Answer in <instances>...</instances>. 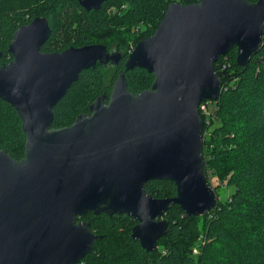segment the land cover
I'll use <instances>...</instances> for the list:
<instances>
[{"label": "water", "instance_id": "1", "mask_svg": "<svg viewBox=\"0 0 264 264\" xmlns=\"http://www.w3.org/2000/svg\"><path fill=\"white\" fill-rule=\"evenodd\" d=\"M86 10L107 0H78ZM157 31L128 56L125 70L143 68L153 87L134 95L126 75L70 127L52 128L54 108L85 69L117 66L103 44L42 53L47 18L19 28L0 68V100L15 107L26 134L24 158L0 150V264H79L102 236L78 217L124 214L138 223L132 238L155 252L174 203L186 215L213 211L219 195L207 180L205 129L199 105L224 89L215 64L232 49L246 65L260 50L264 0L173 2ZM1 54V53H0ZM176 183L177 196L156 198L148 181Z\"/></svg>", "mask_w": 264, "mask_h": 264}, {"label": "trees", "instance_id": "2", "mask_svg": "<svg viewBox=\"0 0 264 264\" xmlns=\"http://www.w3.org/2000/svg\"><path fill=\"white\" fill-rule=\"evenodd\" d=\"M173 2L186 6L201 0H107L96 11L86 10L77 0H0V49L5 51L0 66L14 31L27 23L28 14L50 21L48 47L117 41L121 48L133 49L155 34ZM215 69L224 89L216 102L215 121L205 123L203 129L205 174L216 193L230 188L229 196L202 217L186 215L179 204L171 205L164 215L170 223L168 233L155 252H147L132 238L135 218L107 213L80 216L78 220L89 222L91 231L102 239L79 264H264V35L262 47L248 64L237 62L234 48L222 55ZM123 73L134 95L153 87L154 75L143 68L126 71L121 63L117 70L101 64L85 69L54 108L52 128L72 126L77 116L90 113V105L100 95L109 99ZM22 122L15 107L0 100V150L16 161L24 158L27 149ZM145 189L159 199L177 196L176 183L171 181H148Z\"/></svg>", "mask_w": 264, "mask_h": 264}, {"label": "flooded vegetation", "instance_id": "3", "mask_svg": "<svg viewBox=\"0 0 264 264\" xmlns=\"http://www.w3.org/2000/svg\"><path fill=\"white\" fill-rule=\"evenodd\" d=\"M78 1V0H77ZM78 3H79V1H78ZM106 3V2H105ZM105 3H103V7H104V4ZM79 5H80V3H79ZM81 6V5H80ZM84 7V6H83ZM103 7H101V8H103ZM85 8V7H84ZM86 9V8H85ZM95 11V10H94ZM41 17H45V18H47L46 16H36V17H32L31 18V14H28L27 15V17H26V19H27V23L25 24V25H23V26H17V28H16V30L14 31V34L19 30V28H22V27H24V26H26V25H28L29 23H31V21L32 20H34V19H36V18H41ZM47 21H49L48 19H47ZM50 21H49V27H50ZM50 29H51V27H50ZM51 33H52V29H51ZM14 34H13V36H14ZM52 36V35H51ZM50 39V38H49ZM49 39H47V41L49 40ZM14 40H15V36H14V39L11 41V43L8 45V53H7V56H6V60L5 61H2V63H1V65L2 66H4V65H9L11 62H14L15 61V59H16V56H15V54L14 53H12V52H10V46L14 43ZM47 41L44 43V44H42V47H41V49H42V53L44 52V53H57V52H61V51H66V50H68V49H70V46H76V45H73V43L71 42L70 43V45H68L67 44V42L65 41L64 43H62L64 46L67 44L68 46L67 47H61V48H59V47H48V46H46V43H47ZM99 44H103V42H98ZM97 43V44H98ZM94 45V44H93ZM104 46H107L108 47V51L110 52V51H112V50H114L115 52H116V54L120 57V62L118 63V65L117 66H114V65H112V66H108V67H104L105 69H112L113 70V68L115 69V70H117L119 67H120V64L121 63H124V64H126V62L128 61V56H129V53L133 50V49H135V48H130V49H128L129 48V46L128 45H125L124 47L125 48H121V44H120V42L118 43L117 41H113V42H111V44H109V45H107V44H103ZM83 47V46H82ZM82 47H76V48H82ZM0 58H2V56H3V54L5 53V51L1 48L0 49ZM98 65H99V63H98ZM102 66H104L103 64H101ZM2 66H0V68H2ZM123 74H125V73H123ZM122 75V74H121ZM120 75V76H121ZM119 76V77H120ZM116 82V81H115ZM115 85V84H114ZM114 90V89H113ZM109 99H107V101H108ZM78 221H80V220H78ZM83 222H86V221H83Z\"/></svg>", "mask_w": 264, "mask_h": 264}, {"label": "built area", "instance_id": "4", "mask_svg": "<svg viewBox=\"0 0 264 264\" xmlns=\"http://www.w3.org/2000/svg\"><path fill=\"white\" fill-rule=\"evenodd\" d=\"M217 101L214 99L202 101L199 105V111H201L204 125L212 123V121H215L216 114L218 113V106ZM206 126V125H205ZM204 136V133H203ZM199 251L197 248L195 249V254L197 255Z\"/></svg>", "mask_w": 264, "mask_h": 264}, {"label": "rangeland", "instance_id": "5", "mask_svg": "<svg viewBox=\"0 0 264 264\" xmlns=\"http://www.w3.org/2000/svg\"><path fill=\"white\" fill-rule=\"evenodd\" d=\"M75 36V34H73V37ZM231 191V189L230 188H228V190L226 189H218V192H217V194L219 195V199H221V200H224V199H226L228 196H229V192Z\"/></svg>", "mask_w": 264, "mask_h": 264}]
</instances>
